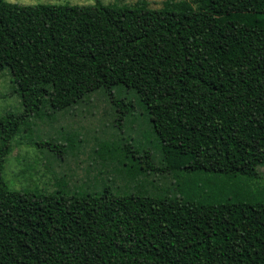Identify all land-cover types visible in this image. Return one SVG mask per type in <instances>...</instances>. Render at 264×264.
<instances>
[{"label": "trees", "instance_id": "obj_1", "mask_svg": "<svg viewBox=\"0 0 264 264\" xmlns=\"http://www.w3.org/2000/svg\"><path fill=\"white\" fill-rule=\"evenodd\" d=\"M7 68L24 111L0 118V264H264V201L217 203L143 186L72 192L63 184L46 193L15 189L4 175L14 135L32 117L124 88L150 118L164 163L156 167L130 143L101 144L103 159L128 177L256 178L264 167V0H166L160 8L0 0V74ZM114 103L120 120L133 108Z\"/></svg>", "mask_w": 264, "mask_h": 264}, {"label": "rangeland", "instance_id": "obj_2", "mask_svg": "<svg viewBox=\"0 0 264 264\" xmlns=\"http://www.w3.org/2000/svg\"><path fill=\"white\" fill-rule=\"evenodd\" d=\"M9 1L21 4H91L97 0ZM101 1L134 5L138 0ZM147 1L150 7L160 8L166 0ZM112 92L98 90L66 110L54 112L48 109L46 112L49 115L32 117L30 125L14 135L12 150L6 158L4 175L11 187L49 193L63 184L72 192L81 188L94 192L110 186L117 193V190L133 191L143 186L152 193H176L190 199L217 203L237 198L264 201V167L259 168L256 178L243 175L231 177L208 171L186 174L150 171L131 179L123 172L124 166L120 163L104 160L99 151L100 145L118 141L122 146L130 143L133 149L149 151L154 165L164 166L162 153L152 134V123L137 94L124 88H113ZM116 98L133 103V108L123 114L122 120L119 118L121 108L114 103ZM23 111L14 77L7 68L0 74V118L9 112L20 114ZM46 140L64 145V152L52 151L38 144Z\"/></svg>", "mask_w": 264, "mask_h": 264}]
</instances>
